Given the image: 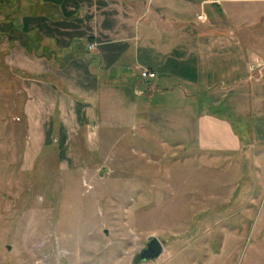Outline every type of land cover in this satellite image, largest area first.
Segmentation results:
<instances>
[{"label": "rangeland", "instance_id": "374dc122", "mask_svg": "<svg viewBox=\"0 0 264 264\" xmlns=\"http://www.w3.org/2000/svg\"><path fill=\"white\" fill-rule=\"evenodd\" d=\"M27 1L0 0V16L18 20L35 11V0ZM6 24L0 47L11 45ZM5 50L0 264H131L150 234L163 250L140 264H264V160L255 166V148L240 156L198 150L194 121L181 120L179 108L135 120L122 112L103 128L97 113L87 110L84 120L69 106L61 114L64 132L46 131L45 117L37 128L42 122L26 112L27 78L51 79L17 68ZM224 103L205 107L252 141L244 123L254 115L235 116Z\"/></svg>", "mask_w": 264, "mask_h": 264}, {"label": "crops", "instance_id": "0c3cea01", "mask_svg": "<svg viewBox=\"0 0 264 264\" xmlns=\"http://www.w3.org/2000/svg\"><path fill=\"white\" fill-rule=\"evenodd\" d=\"M34 7L18 20L0 16L12 40L0 49L17 68L51 79L27 78L26 112L42 122L35 127L45 117L46 131L64 132L69 106L84 120L87 110L97 113L103 128L122 112L135 120L179 108L181 120L194 121L198 150L240 156L252 147L255 166L263 162L264 69L248 66L264 59V0H35ZM140 68L155 77L140 79ZM224 101L235 116L254 115L244 123L249 143L205 107Z\"/></svg>", "mask_w": 264, "mask_h": 264}, {"label": "water", "instance_id": "95a60500", "mask_svg": "<svg viewBox=\"0 0 264 264\" xmlns=\"http://www.w3.org/2000/svg\"><path fill=\"white\" fill-rule=\"evenodd\" d=\"M163 250L161 241L157 236L150 234L146 237L143 246L133 253L131 264H140L141 262L157 258Z\"/></svg>", "mask_w": 264, "mask_h": 264}, {"label": "built area", "instance_id": "2783aa9c", "mask_svg": "<svg viewBox=\"0 0 264 264\" xmlns=\"http://www.w3.org/2000/svg\"><path fill=\"white\" fill-rule=\"evenodd\" d=\"M92 46L93 44H89L87 46V49H90ZM263 67H264V61H260L258 64H250L248 66V69L249 71H253V70L260 71ZM137 73H138L139 78L143 80H150L155 77L154 72L146 68H140Z\"/></svg>", "mask_w": 264, "mask_h": 264}]
</instances>
